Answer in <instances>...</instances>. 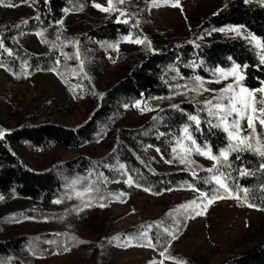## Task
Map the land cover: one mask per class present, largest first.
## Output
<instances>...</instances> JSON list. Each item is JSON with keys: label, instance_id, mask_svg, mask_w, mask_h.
I'll use <instances>...</instances> for the list:
<instances>
[{"label": "trees", "instance_id": "obj_1", "mask_svg": "<svg viewBox=\"0 0 264 264\" xmlns=\"http://www.w3.org/2000/svg\"><path fill=\"white\" fill-rule=\"evenodd\" d=\"M7 4L31 5L35 9V15L12 21L11 28L0 34L4 47L12 50L9 55L4 49H0V63L5 65L4 68L18 81H23L38 71L56 69L54 72L78 96V92L68 81V76L75 74L86 92L93 96L96 105L90 115L76 126L51 121L33 123L29 119L10 129L0 126V129L6 130L4 138L0 139V193L3 194V200L8 201L14 196L31 199L13 219H36L47 226L46 230L0 238V264H34L35 258L54 252L63 253L66 252L65 248H80L87 259L94 257V264H103L111 244L119 247L131 243L144 246L148 240L156 245L153 249L160 253L166 241H169L162 228L168 227L175 231V222L180 221V236L190 219L191 210L185 213L180 206L171 207L155 218L124 228L114 235L102 234L93 239L92 233L87 230L90 222L82 218L81 211L77 209L83 207L84 201L89 199L92 206L88 208L99 207L100 203L108 205L112 201H125L126 196L110 188L108 183L125 182L129 176L133 178L134 185L138 183L141 188H149L152 194L164 193L168 189L187 188L198 189L209 195L213 193L218 185L209 181L212 175L218 173L207 172L206 169L211 167L193 160L191 155L189 159L194 163L181 164V146L178 141L183 138V127L191 124L187 120L188 115H198L201 119L200 129L197 130L192 124L190 132L197 143L202 146L205 142L210 144L213 154H218L220 148L226 147L227 136L220 128L209 126L208 120L213 124L218 121L208 116L204 101L188 94L187 87L177 84V81L193 80L197 75L206 80L217 79L219 75L215 73L216 68L229 69L235 62L242 67L249 66L245 70L243 84L248 88L260 87V82L264 81L260 49L243 36L201 41L197 33L206 35L220 27L243 25L251 34L264 40V5L255 0H250L247 4L244 0H226L216 15L204 19L197 26L194 35L177 39L165 38V43L155 51L149 50L145 45L137 47L132 52L137 58L130 63L129 73L102 92H97L80 69L82 52L90 38L108 48V45L117 44L133 33L131 24L118 23L116 13L95 16L88 31L75 35V46L72 41L60 37L56 29V21L62 20L66 15L62 10L71 7L70 0H51V4L46 3V0H26L24 3L21 0H4V5ZM37 16L40 19H35ZM25 20L28 21L27 24L23 23ZM40 31L44 32V36L40 37L42 43L44 39L49 42L43 43L47 50L42 54L27 50L17 38L25 32ZM194 62L199 67L193 68ZM154 97L165 99L157 100ZM138 100L148 101L155 108L153 116L140 126L118 124L125 112L124 105ZM174 104L180 106L179 110L171 107ZM160 133L164 135L161 136ZM102 140L107 141L109 148L100 157L78 154L68 159H54L42 169L31 167L17 148L20 144H26L46 151L52 150L55 145L74 149ZM133 143L159 148L163 158L172 160L171 164L175 167L166 171L155 170L148 160L134 151ZM173 148L177 149L176 153H173ZM236 156L233 153L229 158L231 169L221 168V171L230 172L234 178L228 181L229 186L233 192L237 187L248 188L249 201L256 203L257 209L264 208V192L260 191V185L264 184V173L256 171L260 158L251 152L240 154L239 160ZM241 167L256 172V175L240 177L238 170ZM192 171L197 175L193 176ZM89 186L94 189L93 192H86ZM77 192L84 195L78 197ZM240 195L243 196V192ZM101 196L103 199H100ZM117 196L120 198L117 199ZM57 199L62 202L54 203ZM148 225L153 227L148 228ZM144 233L147 234L146 237ZM172 242L170 241L167 252L171 257ZM219 264H264V243L238 256L228 257Z\"/></svg>", "mask_w": 264, "mask_h": 264}, {"label": "rangeland", "instance_id": "obj_2", "mask_svg": "<svg viewBox=\"0 0 264 264\" xmlns=\"http://www.w3.org/2000/svg\"><path fill=\"white\" fill-rule=\"evenodd\" d=\"M95 2L107 6V0H95ZM174 2L175 0H171L170 3L158 0L160 6L153 7L152 0H125L124 4L114 0V5L131 15L129 24L139 21V26L134 28L131 34L132 38L146 36L151 41L152 49H156L165 43V38L177 39L194 35L197 26L204 19L217 13L226 0H180L181 7H172L171 3ZM70 3V11L62 19L63 25L57 24L56 29L60 37L72 41L76 46L75 35L88 31L93 25L94 17L106 13L95 8L93 0H70ZM81 5L82 10H80ZM73 7L78 9H72ZM113 13L117 14L118 20L128 18L120 16L119 12ZM34 15L35 9L28 4L12 7L0 4V34L11 28L12 21ZM209 32L211 35H208ZM209 32L206 35L197 34L201 41L236 35L212 30ZM242 32L244 36L251 34L245 28ZM17 38L31 52L42 54L47 50L36 32H25ZM87 43V47L82 52V72L97 92H102L118 79L125 77L130 71V63L137 58L132 54L133 50L143 46L125 41L123 38L115 44L118 47L102 46L92 38ZM217 80H220V77L204 79V88L212 91H192L196 87L193 80L180 79L177 84L187 86V93L193 97L207 101L213 96H218L219 89L230 83L232 78L220 83L215 82ZM68 81L78 92V96L54 71H38L25 80L18 81L6 68L0 67V126L10 129L28 119L33 123L51 121L68 126L80 124L94 110L95 99L86 92L75 74L68 76ZM142 102V108L147 107L151 110L141 112L140 109L133 107L135 102L131 103L125 108L118 124L140 126L151 118L155 108L148 101ZM242 126L246 128V122H242ZM257 131H261L258 124ZM183 144L190 146V142L186 140ZM17 148L31 167L42 169L50 165L54 159H68L78 154L97 158L105 154L109 147L107 141L102 140L74 149L55 145L52 150L46 151L31 148L26 144H20ZM133 148L157 171H166L175 167L167 163L153 147L133 143ZM191 158L207 167H213V161L195 152L191 154ZM108 185L126 196V200L112 201L106 207L86 208L80 212L81 217L90 222L87 230L92 233L93 239L102 234L114 235L124 228L155 218L171 207L185 205L193 200L200 203L198 197L204 193L194 188H187L154 195L134 184L130 186L127 181L109 182ZM0 196L3 194L0 193ZM30 202L31 199L19 196H14L8 201L0 200V238L47 229L40 220L13 219ZM262 243H264V211L249 208L236 199H221L210 205L205 215L188 220L179 239L171 244L175 259H165L153 248L135 243L125 247L111 244L103 264H153V262L158 264L161 260L164 264H178V261H187V264H219L228 257L238 256ZM94 261V257L87 259L84 252L76 248L63 253L54 252L37 257L34 259V264H94Z\"/></svg>", "mask_w": 264, "mask_h": 264}, {"label": "snow or ice", "instance_id": "obj_3", "mask_svg": "<svg viewBox=\"0 0 264 264\" xmlns=\"http://www.w3.org/2000/svg\"><path fill=\"white\" fill-rule=\"evenodd\" d=\"M26 2V0H21V3ZM171 0H165V3H170ZM250 0H244V3H249ZM261 5H264V0H259ZM46 3L51 4V0H46ZM119 4H124L125 0H118ZM0 4H4V0H0ZM6 6L12 7V4H7ZM93 6L98 10L105 12V13H113L119 12L120 16H127L128 18L123 20H118V23L129 24L131 15L127 14L123 10L117 8L114 5V0H107V6L102 4L96 3L93 0ZM152 6L158 7L160 6L158 0H152ZM172 7H181L180 0H175L174 3H171ZM83 9V6H80V10ZM65 14H67L70 9L65 8L62 10ZM217 13H214L216 15ZM35 19H40L39 16L35 17ZM24 24H27L28 21H23ZM57 24L63 25V20L56 21ZM133 28H137L139 26V21H136L134 24L131 25ZM19 27V25H17ZM244 28L243 25L240 26H226L220 27L218 29H213L214 32L220 33H235L237 36H243L244 39L248 40L250 44H254V46L261 50L260 54V64L264 65V40H261L254 34H249L244 36L242 29ZM37 36L43 37L44 32L40 31L36 33ZM208 35H211L209 32ZM125 41L145 45L149 50L155 51L151 47V41L148 40L146 36L141 38L137 36L135 39L132 38V35L129 34L123 38ZM43 43H49L46 39L43 40ZM109 47H118L117 45H108ZM198 46V45H197ZM0 49H4V51L8 52L9 55L12 54L11 49H7L4 47L3 39L0 38ZM77 57H79V53H77ZM231 60V57L229 58ZM115 62V61H113ZM0 67H5L3 63H0ZM193 68L199 67V64L195 62L192 64ZM248 65H243V67L233 62L231 68L225 70L224 68H216L215 73L219 75L220 80L215 82L220 83L224 80H228L232 78L230 83H227L225 87L219 89V95L213 96L211 100L204 101V105L206 106L207 114L209 117H214L218 123L213 124L211 120H208L207 123L210 127L220 128L227 136V145L226 147L220 148L218 154H213L212 146L208 143H204L203 146L197 143L195 137L190 132V127L192 124L195 125L196 129L199 130L201 126V119L198 115H188L187 120L191 122V124L185 125L182 129L183 138L181 141H178V144L181 146V155L179 156V162L181 164H188L191 165L194 161L189 159L190 155L195 152L201 156H204L210 161H213V167L206 169L209 173H218L211 176L209 183L215 182L218 187L213 191L211 195L209 193H201L198 199L200 203H197V200H193L188 204L181 205L180 208L184 210L185 213H188L191 210L190 218H195L196 216H203L207 213L208 207L215 203L217 200L221 199H236L240 201L242 204H246L249 208H256L257 204L249 201V189L248 188H240L237 187L236 191L233 192L232 188L229 186L228 181L234 180L231 176L230 172L226 173L225 171H221V168L226 167L227 169L232 168V164L229 162L230 156L235 153L237 154L236 159H240V154L245 152H251L254 155L260 158V163L257 168V172L264 173V81H261L260 87L257 88H248L243 84L245 80V70L248 68ZM83 70V61H81V71ZM51 71H56V69H51ZM176 77L174 76L173 79ZM193 81L196 85L192 91H212L211 89L204 88V78L200 76H194ZM179 87V86H178ZM187 87V86H185ZM179 94V93H177ZM154 99L162 100L165 97H154ZM227 101V103H225ZM143 102L138 100L135 102L133 107L140 109L141 112L149 111L147 107L142 108L141 104ZM125 108H128L129 105L125 104ZM172 108L179 110V105H171ZM231 118V119H230ZM242 122H246V128L242 126ZM257 124L260 126L261 131H257ZM247 133V134H245ZM6 134V130L0 129V139H3ZM159 135L163 136L164 133H160ZM189 141V145H184L183 141ZM148 147H152L149 145ZM158 153L160 152L159 148L155 149ZM173 153L177 152L176 148L172 149ZM163 158V155H162ZM167 163H172V160H166ZM123 167V165H121ZM239 176H255L256 172L250 171L247 168L241 167L239 170ZM192 175L196 176L197 173L192 171ZM127 183L131 186L134 181L131 176L128 177ZM136 187H141L140 184H135ZM144 191H151L149 188H144ZM199 191L198 189H194ZM222 190V191H221ZM94 189L89 186L86 189V192L90 193L93 192ZM171 191V189H168ZM260 191L264 192V184L260 185ZM243 192V196L240 193ZM154 195H160L161 193H153ZM76 195L78 197H82L84 193L77 192ZM123 195V194H122ZM120 197L117 196V199ZM4 197L0 196V200H3ZM100 199H103L101 196ZM62 201L57 199L54 201L56 204H60ZM91 199L84 201L83 207L78 208V211H83L84 208L91 207ZM100 207H106L107 205L104 203L99 204ZM264 211V208L260 209ZM172 215V213H169ZM177 227L175 231H171L168 227H163L162 231L168 235L169 241H166L165 245L163 246V250L160 251L159 255L164 257L165 259H175L170 255H167L168 247H170V241H174L179 239V224L180 221L175 222ZM153 225H148V228H152ZM145 237L147 236L144 233ZM75 239V238H73ZM53 243V241H50ZM80 243H84V241H80ZM149 248H154L156 245L152 243L151 240H148L146 245ZM65 251H69L70 249L65 248ZM153 264H157V262H153ZM158 264H164V261L161 260ZM178 264H187V261H178Z\"/></svg>", "mask_w": 264, "mask_h": 264}]
</instances>
